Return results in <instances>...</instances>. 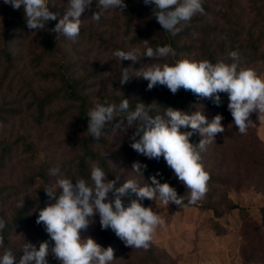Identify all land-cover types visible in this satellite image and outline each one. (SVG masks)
I'll return each instance as SVG.
<instances>
[{"label":"clouds","instance_id":"obj_1","mask_svg":"<svg viewBox=\"0 0 264 264\" xmlns=\"http://www.w3.org/2000/svg\"><path fill=\"white\" fill-rule=\"evenodd\" d=\"M3 3L14 10L22 9L27 27L33 32L44 30L48 22L57 20V13L49 8L53 0H3ZM143 3L152 6L153 17L164 32L173 37L194 16L204 13L203 0H143ZM66 5L63 16L50 31L76 42L83 23L82 13L91 7L92 0H67ZM126 7L124 0H98L91 18L99 22L104 12L117 9L122 13ZM143 42V52L132 47L116 50L113 57L135 65L145 57L149 61L177 56L171 45L153 47L149 41ZM133 78L146 80L149 90L160 85L176 94L183 89L198 99L210 100L216 106L222 104L220 94L227 93L233 124L241 134H247L252 125V113L258 118L264 115V78L255 69L242 66L240 53L236 50L216 62L183 58L171 63H146L138 69L122 68L121 85ZM194 107L195 111L165 107L162 113L156 110L153 114V104L145 105L139 101L133 108L129 99L123 96L118 104L107 100L95 104L86 115V132L97 141L106 136V125H112V132L122 135H127L128 129L134 127L135 131L129 137L131 148L149 160L163 157L173 175L187 189L188 203L196 204L205 198L210 181V173L202 162L203 154L225 128L221 114L209 120L203 104ZM194 134L200 137L199 143L191 142ZM146 169V164L134 161L129 172L135 173L139 179L131 177L122 181L115 175V179L110 180L105 170L94 163L90 168V183L82 178H75L73 183V177L66 176L59 167L50 168L49 175L55 178V184L43 188L48 203L34 212L38 210L36 223L44 226L54 245L50 248L49 242L43 241L37 248L24 241L19 256L11 248H4L0 264H49L47 257L50 253L60 264H114L113 247H103L91 236H81L95 223L96 214L101 228H110L126 246L148 250L155 231L165 224V219L152 206L146 207L142 202L145 199L159 200L165 206L174 204L180 208L186 197L178 195L168 182L161 183L157 179L159 173L146 180ZM123 197L130 198L127 206ZM16 207H25V198L18 200ZM6 226L7 221L0 217V247L4 245L2 233Z\"/></svg>","mask_w":264,"mask_h":264},{"label":"rangeland","instance_id":"obj_2","mask_svg":"<svg viewBox=\"0 0 264 264\" xmlns=\"http://www.w3.org/2000/svg\"><path fill=\"white\" fill-rule=\"evenodd\" d=\"M128 1L143 3V0ZM97 2L98 0H92L91 7L82 13L81 29L91 32L94 36H100L103 43L100 41L97 44L88 43L79 38L76 42H72L65 38L64 42L58 45V56L49 53V58L43 59L38 64L34 61L36 56L40 55L41 48L48 42H54L55 36L50 33L48 36L47 30L31 33L23 38L15 36L16 47L10 49V53L15 59L21 83L14 84L12 90H8L6 89L7 81L0 89V109H2L0 111L6 118L5 122L0 121V142L11 143L17 139H26L36 146L38 153L33 162L24 161L26 155L15 157L13 164L8 165L0 173V194L4 199L3 204L0 203V217L13 213L17 209L18 200L36 196L39 179L33 180L27 193H15L11 190L12 186L22 185L26 179L36 177L48 165L46 167L48 175L52 167H59L63 172L64 167L79 153L73 138L74 135L81 138L84 134L77 133L71 123L66 121L56 123L54 118V114L65 104L55 101L50 105L52 107L49 108V121L44 120L42 124L35 120V113L27 108L32 94L42 96L48 90L51 94L60 87L59 82L53 79V75H59L68 69L81 82L80 90L96 101L94 105L101 100L102 96H113L117 85L116 94L118 95L125 93L137 99L155 100L151 104L157 100L154 92L161 87L160 85L149 90L148 82L143 78H133L124 85L120 84L122 68L138 69L142 64L160 62L155 58L148 61L146 57L135 65L128 60L122 62L115 60L113 53L116 50H127L132 47L138 48L141 52L143 50L131 44V35L126 38L123 12L117 9L108 10L104 12L99 22L91 18L96 11ZM205 2L211 7V11L205 17L206 20L220 28L226 26L221 17L227 11L230 12L229 16L237 19V23H245V26H247L248 18H251L249 15L251 7H244L242 13L231 6L229 0H205ZM257 2V6L261 7L264 0ZM66 3L67 0H53L52 12L57 13V21L63 16ZM3 6V0H0V12ZM231 7L232 10H229ZM261 14L264 15V11ZM232 21L228 22L231 24ZM260 23L264 25V22ZM196 38L200 39L199 36ZM238 39L240 40L238 47L241 42L245 47L248 45L244 36H239ZM224 42L225 51L231 52L229 43L225 40ZM100 44L103 47H100ZM260 51H264V41L261 43ZM214 52L215 56L222 53L213 43H204L200 39L192 52L181 53L180 59H207L206 57H212ZM249 58L241 57L242 66L255 69L264 78V64L248 65ZM3 66L1 62L0 74ZM45 72H49V83L42 77ZM206 101L211 102L203 99L196 105L203 104L204 113L211 120L218 113L209 108V105L205 104ZM228 103L226 93L222 104L228 106ZM199 107L203 108L202 105ZM250 119L252 125L249 126L247 134H243L240 139L231 133V127L235 126L233 123L225 124L221 121L225 131L216 135L215 142L208 146L202 160L205 170L210 175L226 180V187H216L218 192L227 194L229 200L240 206L243 212L237 210L217 218L214 211L207 210L204 205L184 204L179 208L174 204L165 206L159 200L151 201L149 206H152L165 219V224L155 231L152 242L169 255L176 264H244V255L252 258L253 263L250 264H264V255L259 246L260 238L264 240V231L257 236L258 240L252 245L250 238L245 236L249 234L247 232L252 233L254 228L261 224V210L264 208V115L258 118L256 113H252ZM104 132L106 136L102 137L107 142L105 150L116 154L110 163L112 170L116 175L126 179L136 177L135 173L129 171L134 161H142L143 155L131 148V141L126 135L112 132V125H106ZM136 178L139 179V177ZM49 184H55V178L50 175ZM94 219L95 223L98 222L97 214ZM15 241L17 247L22 248L24 241L27 242L26 234L17 236ZM53 245L54 242L51 240L50 248ZM47 259L49 264H60L51 253ZM124 263L125 259H121L116 264Z\"/></svg>","mask_w":264,"mask_h":264},{"label":"trees","instance_id":"obj_3","mask_svg":"<svg viewBox=\"0 0 264 264\" xmlns=\"http://www.w3.org/2000/svg\"><path fill=\"white\" fill-rule=\"evenodd\" d=\"M257 1L259 0H229L230 5L239 9L242 13L244 12V7H251L249 15L251 18H248L247 26L244 24L237 23V19L233 16H229L230 12H226L221 19L225 21L224 27L220 28L218 25L213 22L206 20V15L211 11L209 4L203 0V14H197L192 18V20L186 24L182 30L175 36L164 32L162 26L157 22L153 17V8L152 6H146L141 1L130 2L125 1L127 7L122 11L126 38L131 35L130 42L134 46L140 47L143 51L145 48V40L149 41L151 46H164L171 45V47L177 52L176 57H167L162 59H157L160 63L169 62L171 63L174 59H180V54L184 52L191 53L195 48L196 44L200 39L206 43L211 42L215 45L216 49H219L222 53L219 56L214 55L212 57H206L212 62H216L219 59H226L228 52L225 51L223 43L224 40L229 43L230 51H238L241 57L247 58L248 65L254 63L264 64V51H260L261 43L264 41V25H261L260 22H264V15L261 14L264 11V2H262L261 7L257 6ZM245 3V6H244ZM50 11H52V3L49 5ZM232 10V7L229 8ZM0 68L1 62L4 64L3 71L0 74V89L7 83L6 89L12 90L14 84L21 83V77L18 74V70L15 64V59H13L10 49L16 47L14 39L15 36L19 38L27 37L31 33H39L41 31L47 30V35L53 34L55 40L53 43H49L41 48L39 56H36L35 62L41 63L45 58H49L50 55L58 56V45L64 42L65 37L60 34L51 32L50 29L55 27V24L58 21H50L46 24L45 29L39 32H33L28 29L26 24V19L24 13L21 10H14L10 5H5L0 12ZM235 21L230 24L228 21ZM199 36V38H196ZM239 36H244L248 45H245L241 42L240 47L237 45L240 43L238 39ZM221 39H219V38ZM186 38V39H185ZM79 39L83 41H88V43L97 44L103 43L100 36H94L91 32L81 29ZM183 46H181V44ZM100 47L103 45L100 44ZM247 51H250L249 53ZM154 59V58H153ZM252 61V62H251ZM42 77L49 83V72L42 74ZM53 79L59 82L60 87L51 94L49 90L44 93L42 96H37L32 94V98L27 106L29 111L35 113V120L40 124L43 121H49V108L55 101H59L65 106L59 108L58 112L54 114L56 123L60 122H69L75 128L77 133H82L81 138H78L74 135V140L76 141L75 146L78 147L79 153L74 159L64 167V174L69 177H73V183H75V178L85 179L90 181V168L94 163H98L102 167L108 178L115 179V171L112 170L111 162L116 154L108 152L105 150L106 139L101 137L99 140L94 141L86 132L88 126V117L86 116L88 111L92 109L96 101L92 100L88 94H84L80 90L81 82L77 80L68 69H65V72H61L59 75L54 76ZM26 85V83H25ZM115 93L113 96L106 97L102 96L101 100L98 103H103L104 101L119 103L123 98H128L131 107L140 101L145 105H151V102L155 100L152 99H137L121 93V95L116 94L118 90V85L115 87ZM154 95L157 97L156 102L153 104V114L156 110L163 112L165 107H173L185 111H195L194 105L200 103L201 99H198L190 91H185L180 89L176 94H172L166 86H161L158 90L154 92ZM221 101H223V96L226 93H221ZM55 100H54V98ZM206 105L211 109H214L216 113L223 116L222 122L225 124L233 123V117L231 112L228 109V106L221 104L220 106L214 105L212 102H205ZM2 110V109H0ZM51 114V113H50ZM0 121H6V118L3 117L2 112L0 111ZM135 128H129L127 137L134 133ZM231 133L236 138L240 139L243 134L239 133L238 129L233 126L231 127ZM200 137L198 135H193L191 137V142L199 143ZM129 141H131L129 139ZM132 142V141H131ZM38 151L36 146L32 142H28L26 139H17L11 143L0 142V173L4 171L8 165L13 164V161L16 158L26 155L24 161L28 160L33 162L36 158ZM142 164L147 165V169L144 171L145 179H149L152 175H156L157 179L161 183L168 182L173 186L178 195H185L184 204L188 206H198L204 205L207 210H212L215 213L217 218L223 217L224 214L230 213L233 211L239 210L243 212L244 210L237 204L232 203L227 197V194H220L218 188L216 187H226L227 183L225 179L215 178L210 175V181L208 184V192L204 199L197 202L196 204H190L187 200V189L185 186L179 182V180L173 175L172 169H170L163 157L159 160H149L143 156ZM49 166V165H48ZM48 166L42 169V171L31 179H26L22 185L12 186L11 190L19 193H27L30 189V186L33 183L34 179L38 180V189L36 191V196L25 198V207L17 208L11 214H4L3 217L7 221V226L2 233L4 238V245L1 247L0 254L3 253L4 248H11L14 254L19 256L21 248L17 247L15 239L19 235L26 234L27 242H31L39 247V244L43 241H48L49 245L51 239L49 235L44 230L42 224H37L36 219L38 216V210L34 212L35 209H42L48 203V198L45 194L43 188L49 185V175L47 172ZM122 181L126 178L121 177ZM147 183V181H142ZM134 198V197H133ZM2 195L0 194V203L3 204ZM123 203L127 206L130 203L129 197L122 198ZM144 206H149L151 201L145 199L143 202ZM262 222L259 226L254 228V231L247 232L246 237L250 238L251 245L253 242L258 240L257 236L262 234L264 231V208L261 210ZM245 217V215H243ZM98 222L93 223L89 226L87 231L81 233L82 238H87L91 236L96 240L97 243L101 244L103 247L111 246L114 248V264L118 263L121 259H125L124 264H176V262L160 248H158L153 242L148 250L143 249H133L126 246L109 228L103 230L99 223V215L97 214ZM85 233V234H84ZM89 233V234H88ZM260 251L264 255V240L260 238L259 242ZM259 251V250H258ZM253 263L252 258L244 255V264Z\"/></svg>","mask_w":264,"mask_h":264}]
</instances>
